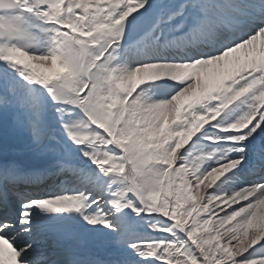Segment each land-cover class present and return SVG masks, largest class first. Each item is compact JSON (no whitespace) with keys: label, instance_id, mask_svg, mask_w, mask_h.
<instances>
[{"label":"snow or ice","instance_id":"1","mask_svg":"<svg viewBox=\"0 0 264 264\" xmlns=\"http://www.w3.org/2000/svg\"><path fill=\"white\" fill-rule=\"evenodd\" d=\"M0 264H264V0H0Z\"/></svg>","mask_w":264,"mask_h":264}]
</instances>
